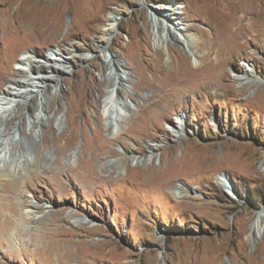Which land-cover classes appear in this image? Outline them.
<instances>
[{
  "label": "rangeland",
  "instance_id": "1",
  "mask_svg": "<svg viewBox=\"0 0 264 264\" xmlns=\"http://www.w3.org/2000/svg\"><path fill=\"white\" fill-rule=\"evenodd\" d=\"M155 6L204 27L227 71H188L204 63L202 49L193 54L173 27L178 41L159 32ZM205 11L197 0H0V96L33 75L21 58L48 65L62 49L72 59L66 81L51 83L32 112L19 105L28 136L8 123L23 140L7 144L3 159L24 161L0 180L14 202L0 215L14 222L0 236V264H264V227L253 229L264 217V82H255L264 79V35L226 32L229 17L216 26ZM111 55L130 73L115 93L133 108L121 120L107 115ZM93 144L104 148L94 154Z\"/></svg>",
  "mask_w": 264,
  "mask_h": 264
},
{
  "label": "bare ground",
  "instance_id": "2",
  "mask_svg": "<svg viewBox=\"0 0 264 264\" xmlns=\"http://www.w3.org/2000/svg\"><path fill=\"white\" fill-rule=\"evenodd\" d=\"M197 1L200 4H204L205 10H206L205 14L207 15V17H209L210 22H217L216 26L222 25V22H224V21L221 22L222 18H228L229 17L230 20L224 23V25L227 26L225 28L226 32H231L230 26L235 25V26H240L239 28H241V30H242L241 33L242 32L251 33V31H252L253 37L257 36V38L259 35H264V3H262L260 0H197ZM169 12H171V13H169ZM181 13H183V11L182 10L178 11L177 7L163 6V7H156L151 12V16H152L153 21L155 22V25H156L158 31L168 33L167 34L168 36H166V38L168 37L167 39L169 41L170 40L178 41V36L176 35V32L179 31V32H181V34H183L185 36L186 42H187L188 46L190 47L193 54L196 52L197 49H202L203 55H201L199 57L201 60H204V63H201L200 65H197V66L189 64V65H187L186 69H188V71H218V72L219 71H227L226 67H227V64L229 62L226 58H219L217 60L213 58V55H214V47H213V42H212L213 38L209 35V32L204 27H201V26L197 25L196 23H190L188 25H184V23H183L184 18L181 15ZM161 16H163L162 18H164V19L160 18ZM47 19L49 20V22H48L49 25L47 26V28H48L51 26V22H50L49 18H47ZM115 19L119 20L120 18L116 17ZM164 20L170 21L171 25L169 23L164 24ZM55 22H57V20H53V23H55ZM172 27L176 30V32L171 31ZM193 32H195V33H193ZM21 34L24 35L25 37H28V35H29V33L26 31H24ZM193 35L196 36V39L193 38ZM253 44H255V43H253ZM88 45H89V48L94 49L93 44L89 43ZM103 45H105V44H103ZM60 50L61 51L55 50L52 55H47L45 57L46 60L48 62H50L48 65L42 64L40 60L31 59L32 57L30 58L29 56L27 58H25V57L21 58L20 62L23 65H27V63H26L27 61L31 62V67H29V68L31 69V72L33 73V75H31V78L28 81H23V80L13 81V82H11V83H13V86H8L7 88L3 89L2 96H0V180L3 178H6L8 176V174L11 173L13 170H17L19 172H21V170H22V162L24 160L18 161V162H15L14 160H12L10 162V164H7V160L5 161L3 159V153H4V150L6 148L5 146H7V144L12 145V142H14V141H19V139L23 140L19 134H18L19 138H17V134L14 136V133L16 131L13 132L10 129H8V123H10V120H18L19 121V123L17 125H15L14 129L15 130H17V129L21 130V135L28 136V134H29V133H26L24 131V129L22 128L23 125L20 123V120L24 119V116L19 114V111H18L19 105L25 101H28L27 102L28 103L27 108L29 111L32 112L34 109L33 103H34L35 99H38L37 97L39 95H42L44 97L46 95V93L50 90V88H52L53 86L57 88V86H60V82L66 81V78H64L63 75L67 71V69L70 68L69 65L72 63V59L65 57V55H64L65 52L62 51V49H60ZM94 51H97V50L94 49ZM30 54H34V53H30ZM73 59L87 61V60H90V57H83L82 55L80 56V55L74 54ZM33 61L37 62V64H34ZM111 64H112L111 69H112V71H115V72L111 76V79L113 80V84L111 86L112 90L110 91V93L112 94V97L106 103V108L108 111L107 115H109L108 117H113L115 112H117L118 114H116V115L120 116L119 119L121 120L122 115H123L122 110H124V112L127 110L130 112V110L133 109L128 101H126L124 99H120V96L118 95V93L121 89L120 85L126 83L127 81H130V73H128V78L125 77V75L122 73V70H121V67L123 66V64L120 61L115 60L114 55H111ZM184 69H183V67H179L178 71H183ZM173 71H175V70L173 69ZM17 72L21 73V72H25V71L17 70ZM197 75H199V74H197ZM200 75H203V74L201 73ZM223 75L226 76V73H224ZM209 78H210V76H209ZM209 78H207V79L210 80ZM238 78H237V80H242V81L246 80V82H253V80L252 81L247 80L248 79L247 77H240L239 76ZM255 82H264V79H255ZM51 83H53V86ZM209 85H211V84H209ZM218 85H221V84L219 83ZM116 92H118V93L115 94ZM143 98L145 99V97H143ZM114 99H115V101H117L115 108H113L111 106L112 101ZM41 104L43 105L41 107V110L46 112L47 111V108H46L47 104L44 101L43 102L41 101ZM106 108H105V110H106ZM43 115L44 114L42 113V111L39 112L38 115L37 114L33 115L34 122H32V123L34 124V126H37L39 123H43V121L45 119ZM125 116H126V114H125ZM101 131L102 130H98V129L96 131L97 135L99 137L101 136ZM8 139H10L9 142L7 141ZM21 145H22L21 150L24 151L23 154H27V152H28L27 144L25 142H21ZM13 148H14L13 150H15V147H13ZM103 148H104V145H97V146L95 144L91 145V150H93L94 154L102 151ZM16 150L19 151L18 148H16ZM17 151L12 152L11 154L13 156H16L18 153ZM27 156H25V161L27 159ZM20 158H21V156H20ZM222 180H223V185H225V187L227 186V189H229V188L231 189V187L227 183L228 181L225 179H222ZM180 188H184V187H180ZM228 192H229V190H228ZM10 198L8 196H6L5 194L0 193V200L3 201V202L2 201L0 202V215L2 214L1 211L5 206H10V209L13 208L14 202H12ZM13 199H14V197H13ZM4 201H6V203H4ZM36 207H38V205L36 203H34L33 201H30V208L32 209V208H36ZM32 210H30L26 214L30 218H32L30 216L33 213ZM263 218H264L263 214H259L256 216L254 224H253L254 230L259 229L261 231L263 229V227H264L263 226ZM33 219H35V218H33ZM78 222L79 223H85V221H80V220H78ZM13 223H14L13 221L11 222V220H8V219L5 220L4 224L1 223L0 224V236L4 237L6 234H8V231H9L8 229H10L11 226L14 225ZM67 236H68V234H67ZM15 241L17 242V240H15ZM34 241H35V239L32 240V244L34 243ZM61 242H63V243L67 242L69 244L74 243L72 238L61 239ZM50 244H51V242H50ZM49 246H51V245H49ZM45 248H46L45 250L47 251V247H45ZM48 252L46 253V254H48L46 256V260L51 262L53 260V256L51 254L49 255ZM39 253H40V249L38 248L36 250V256L39 255ZM73 257H74V255H73ZM14 258H16V257H14ZM27 264H30V263H27Z\"/></svg>",
  "mask_w": 264,
  "mask_h": 264
}]
</instances>
